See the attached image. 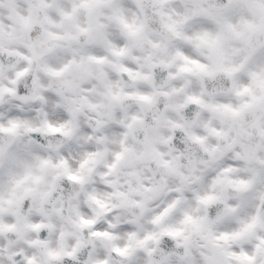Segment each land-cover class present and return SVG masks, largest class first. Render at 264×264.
<instances>
[{"label":"clouds","instance_id":"clouds-1","mask_svg":"<svg viewBox=\"0 0 264 264\" xmlns=\"http://www.w3.org/2000/svg\"><path fill=\"white\" fill-rule=\"evenodd\" d=\"M0 264H264V0H0Z\"/></svg>","mask_w":264,"mask_h":264}]
</instances>
